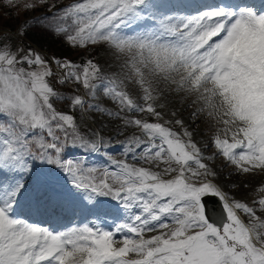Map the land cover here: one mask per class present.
Here are the masks:
<instances>
[{
  "label": "snow or ice",
  "instance_id": "obj_1",
  "mask_svg": "<svg viewBox=\"0 0 264 264\" xmlns=\"http://www.w3.org/2000/svg\"><path fill=\"white\" fill-rule=\"evenodd\" d=\"M4 3L44 10L0 25V264H264V0Z\"/></svg>",
  "mask_w": 264,
  "mask_h": 264
},
{
  "label": "rangeland",
  "instance_id": "obj_2",
  "mask_svg": "<svg viewBox=\"0 0 264 264\" xmlns=\"http://www.w3.org/2000/svg\"><path fill=\"white\" fill-rule=\"evenodd\" d=\"M195 2V0H194ZM208 2H211L208 1ZM44 9H38L36 12L31 11H24L23 8H10L5 5L4 0H0V25H3L6 29H10L12 34H14L15 29L20 25V23L26 19H29L31 17H35L39 14V12H42ZM12 43H22L24 46H31L32 48L36 49L37 51L41 52L42 54L46 55L47 57L55 56L58 58H68L75 62H80L82 59H86L89 57L96 58L101 66L103 67L105 72H112L116 71V63L110 59L108 55H106L105 48L103 46L97 47L95 49H87V50H80V49H72L68 45H66L62 39H57L55 36H53L51 33L45 32L40 29H35L32 32L28 34V36L23 37L21 40L16 41L13 40ZM130 90H132L135 93V89L131 86ZM174 97H169L168 101L171 102ZM105 104L108 103V101H103ZM58 107H64L63 105H58ZM174 107L176 109H180V105L177 104H171L170 108ZM77 119H80L79 112L76 113ZM179 117H182L185 119V121L188 120V110L184 109L182 111H179ZM100 120L97 118L96 126H99ZM91 126V125H90ZM201 131L197 134V139L203 140V142H207L209 136L212 134L211 129H208L205 127L204 124L200 125ZM107 131H111V128H109ZM131 131V129L129 130ZM212 152V148L209 147L205 149V155H209ZM221 161L218 159L216 161V165H220ZM227 169L225 170V174L227 173ZM232 180L236 181H243L249 183L252 188H254L257 184L261 182V177L259 176H232ZM219 183L227 184L229 181L225 179V175H221ZM226 191H232V194H234L237 198H247L249 200L252 199V195L249 193L251 192V189L241 188L239 190H230L228 188L225 189ZM63 224H68V221L65 220Z\"/></svg>",
  "mask_w": 264,
  "mask_h": 264
},
{
  "label": "bare ground",
  "instance_id": "obj_3",
  "mask_svg": "<svg viewBox=\"0 0 264 264\" xmlns=\"http://www.w3.org/2000/svg\"><path fill=\"white\" fill-rule=\"evenodd\" d=\"M210 1V0H207V2ZM199 2H205V0H199ZM64 222V221H63Z\"/></svg>",
  "mask_w": 264,
  "mask_h": 264
},
{
  "label": "flooded vegetation",
  "instance_id": "obj_4",
  "mask_svg": "<svg viewBox=\"0 0 264 264\" xmlns=\"http://www.w3.org/2000/svg\"><path fill=\"white\" fill-rule=\"evenodd\" d=\"M216 207H217V206L215 205V206L211 207V209H216ZM216 212H217V211H216ZM217 213H218V212H217Z\"/></svg>",
  "mask_w": 264,
  "mask_h": 264
},
{
  "label": "water",
  "instance_id": "obj_5",
  "mask_svg": "<svg viewBox=\"0 0 264 264\" xmlns=\"http://www.w3.org/2000/svg\"><path fill=\"white\" fill-rule=\"evenodd\" d=\"M213 200L212 199H208V201L207 202H212Z\"/></svg>",
  "mask_w": 264,
  "mask_h": 264
}]
</instances>
